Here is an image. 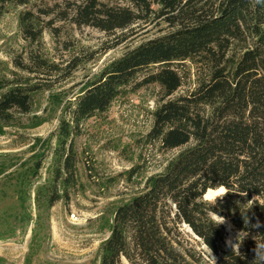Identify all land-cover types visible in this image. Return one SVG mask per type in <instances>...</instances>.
Instances as JSON below:
<instances>
[{
    "label": "trees",
    "instance_id": "trees-1",
    "mask_svg": "<svg viewBox=\"0 0 264 264\" xmlns=\"http://www.w3.org/2000/svg\"><path fill=\"white\" fill-rule=\"evenodd\" d=\"M6 1L26 6L36 0ZM42 17L49 21L43 24ZM159 20L170 30L115 59L74 101L56 104L62 111L52 135L49 179L35 184L44 155L25 173L11 176L20 218H31L34 192L35 224L44 230V215L68 202L79 186L76 140L84 123L106 113L118 98L158 85L163 97L147 142L181 150L164 172L147 179L142 192L115 208L95 261L209 264L211 248L216 264H254L257 244L264 245V0H64L23 13L20 26L31 42L45 28L57 33L56 22H70L117 36L121 44L137 27ZM13 63L10 69L0 60V136L34 113L36 96L49 88L39 76L45 67L54 68L36 56L27 64ZM187 63L197 68L195 87L175 96L184 86L181 67ZM34 118L29 128L46 122ZM7 171L1 169L0 176ZM218 184L228 194L215 203L204 200ZM211 212L228 220L236 235L230 238ZM40 232L32 238L29 264L41 246ZM241 232L247 236L233 251L228 242L235 243Z\"/></svg>",
    "mask_w": 264,
    "mask_h": 264
},
{
    "label": "rangeland",
    "instance_id": "rangeland-1",
    "mask_svg": "<svg viewBox=\"0 0 264 264\" xmlns=\"http://www.w3.org/2000/svg\"><path fill=\"white\" fill-rule=\"evenodd\" d=\"M63 2L36 0L30 5L18 6L0 0V60L15 69V59L27 64L30 57L36 56L54 67H45L39 76L41 84L49 88L36 96L34 113L22 117L21 127L9 128L0 136V170L4 167L8 170L0 176V264H29L31 241L37 231H41V246L30 264H99L95 261L97 252L109 235L106 224L115 208L142 192L147 179L164 172L181 150L164 151L146 139L154 123L153 113L163 97L161 87L150 85L128 93L118 98L106 113L84 123L82 134L76 140L79 186L73 190L70 200L57 203L45 214L44 230H39L35 224L38 211L32 192L28 208L31 218L29 221L27 217L20 218L23 210L15 193V183L10 182L11 176L25 173L36 158L44 155L41 178L35 184L49 179L47 169L55 145L52 135L58 128L62 111L56 104L74 101L115 59L170 30L159 20L137 27L125 42L118 44L117 36L109 37L70 22H56L59 31L55 34L45 28L36 42L25 37L20 26L23 13ZM47 21L49 18L42 17L40 22ZM181 68L184 86L175 96L192 90L196 84L197 68L190 63ZM35 116L46 122L29 128ZM206 198L212 203L218 200L210 191ZM222 225L230 238L236 235L228 220ZM184 230L190 233L186 226ZM122 264L128 262L123 260Z\"/></svg>",
    "mask_w": 264,
    "mask_h": 264
},
{
    "label": "clouds",
    "instance_id": "clouds-1",
    "mask_svg": "<svg viewBox=\"0 0 264 264\" xmlns=\"http://www.w3.org/2000/svg\"><path fill=\"white\" fill-rule=\"evenodd\" d=\"M210 192L215 198L223 199L228 194L229 189L223 184H218L214 188H212ZM255 199L256 197L253 200ZM210 215L212 219L215 222H217L219 225L225 223V218L219 215L218 213L211 212ZM244 233L245 232H241L237 235L235 243H232L231 240L228 242L229 246L233 248V251H237L240 249V241L244 240L245 237L247 236ZM255 252H256V260L254 261V264H264V245L257 244ZM209 256H210L209 264H216V259L213 255L211 248H209Z\"/></svg>",
    "mask_w": 264,
    "mask_h": 264
},
{
    "label": "water",
    "instance_id": "water-1",
    "mask_svg": "<svg viewBox=\"0 0 264 264\" xmlns=\"http://www.w3.org/2000/svg\"><path fill=\"white\" fill-rule=\"evenodd\" d=\"M205 197V196H204ZM206 198V197H205ZM205 200H207V199H205Z\"/></svg>",
    "mask_w": 264,
    "mask_h": 264
},
{
    "label": "bare ground",
    "instance_id": "bare-ground-1",
    "mask_svg": "<svg viewBox=\"0 0 264 264\" xmlns=\"http://www.w3.org/2000/svg\"><path fill=\"white\" fill-rule=\"evenodd\" d=\"M206 197V196H205ZM206 199H208V198H206Z\"/></svg>",
    "mask_w": 264,
    "mask_h": 264
}]
</instances>
